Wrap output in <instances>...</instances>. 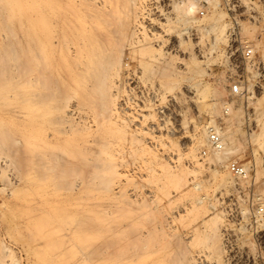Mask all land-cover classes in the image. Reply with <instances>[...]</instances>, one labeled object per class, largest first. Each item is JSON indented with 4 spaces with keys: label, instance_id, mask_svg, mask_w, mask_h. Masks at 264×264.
Instances as JSON below:
<instances>
[{
    "label": "rangeland",
    "instance_id": "rangeland-1",
    "mask_svg": "<svg viewBox=\"0 0 264 264\" xmlns=\"http://www.w3.org/2000/svg\"><path fill=\"white\" fill-rule=\"evenodd\" d=\"M189 1L191 18L180 12ZM74 2L72 24L104 47L103 101L86 93L91 75L74 74L68 14L51 18L40 57L36 0H0V264H264V0H210L203 15L196 0ZM240 39L253 62L234 63ZM207 125L224 151L209 147Z\"/></svg>",
    "mask_w": 264,
    "mask_h": 264
},
{
    "label": "bare ground",
    "instance_id": "bare-ground-1",
    "mask_svg": "<svg viewBox=\"0 0 264 264\" xmlns=\"http://www.w3.org/2000/svg\"><path fill=\"white\" fill-rule=\"evenodd\" d=\"M5 1H7V0H5ZM18 1V0H17ZM69 1H71V0H67L64 4H61V3H59L58 1H56V0H36V13H35V17H36V21H35V24L33 23V25H35V32H33V34H35V40H36V42H37V45L39 46V55H40V57H45L48 53H49V51H50V49L49 48H46L45 47V45H46V43H47V39H48V35H49V33L51 32V18H53V17H56V15H57V13H61V12H64L63 14H68V20H66V18H65V20H64V22L66 23V24H64V27H65V25H66V27L68 28V30H70L71 29V31L72 30H74V33H73V31H72V34H71V32L70 31H68V35H69V37L71 36V35H73L74 34V36L72 37H70V38H68V40L70 39L71 40V38H72V41H71V43H72V45H74V46H72L74 49H73V51L71 50H69L70 52L69 53H73L72 54V56L71 55H69V56H71L70 57V59L71 60H75V62H72L71 60H70V63L71 64H75L76 62H77V60H78V62H80V63H77L78 65H80L81 63L83 64V68L82 69H79L82 73H80V71H79V73H75L74 72V74H76V76L79 74V77L81 78H88V76L87 75H91L90 76V78L91 77H93V82L91 83V81H89L90 82V86H88L89 87V90H91L92 88L93 89H95L94 91H96V90H98V88H99V92H97V93H99L98 95H100V92H101V90H100V88H101V86H102V88H104L105 89V87H104V85L102 84V83H104L105 81H103V77H104V75H103V73L105 72L106 73V69H108V68H106L107 67V64H104V61H103V57L105 56V51L103 50L104 49V47H103V45H102V42H101V47H103V49H101V47H99L100 46V43H98L97 44V46H96V43H95V41L96 40H98L99 39V37H97L98 39H96V38H94L93 39V37H91L92 36V34H93V32L90 34L89 33V30L87 31V29H86V26H81V25H78V24H72V22L73 21H75V23H79L80 24V21H81V19H82V17H81V19H80V17H79V11H77V10H75L73 7L75 6V4H74V6L72 7H69ZM80 1H83V0H80ZM85 1V0H84ZM113 1V0H112ZM131 1V0H130ZM73 2H74V0H73ZM211 2H212V5H213V7L215 8V7H217V4H218V0H211ZM5 4H6V2H4ZM75 3V2H74ZM79 3V2H78ZM90 3H91V1H90ZM113 3V2H112ZM123 3H124V1H123ZM80 4V3H79ZM85 4V3H84ZM89 4V3H88ZM94 4V3H93ZM71 5H73V4H71ZM85 5H87V4H85ZM95 5V4H94ZM94 5H92V6H94ZM113 5H114V3H113ZM128 5V4H127ZM127 5H126V7H127ZM16 6V5H15ZM91 6V5H90ZM91 6V7H92ZM103 6V5H102ZM125 6V5H124ZM10 7V6H9ZM20 7V6H19ZM68 7L71 9V10H68ZM76 7V6H75ZM95 8V10L97 9V7H98V5H95L94 6ZM196 4L194 3V2H192V1H189V2H187V3H185V4H183V5H181V7H180V12H181V14L183 15V16H186V17H188V18H191V17H193V14H194V12H195V10H196ZM22 8V7H21ZM43 8L44 9H47V12H46V10H45V12L43 11ZM86 7H84V9H85ZM100 8V7H99ZM121 8V7H120ZM93 9V10H94ZM101 9V8H100ZM22 10V9H21ZM81 12H82V10L81 9H79ZM124 10V9H123ZM129 10V9H128ZM97 11H98V14H99V9H97ZM97 11H95V12H97ZM35 12V11H34ZM85 12V11H84ZM94 12V13H95ZM103 12H104V10H103ZM83 13V12H82ZM94 13L92 14V15H94ZM102 13V12H101ZM109 13V12H108ZM90 14V13H89ZM95 14H97V13H95ZM97 14V16H95V18L97 19V18H99L100 17V15H98ZM81 16H84V14H80ZM92 15H91V17H92ZM105 15V14H104ZM103 15V16H104ZM111 15V14H110ZM118 15V14H117ZM59 16V15H58ZM90 16V15H89ZM94 16L92 17L93 19H95L94 18ZM59 18V17H58ZM91 18V19H92ZM111 18V17H110ZM113 18V17H112ZM128 18V17H127ZM60 19V18H59ZM84 19V18H83ZM91 20V26L92 27H95V28H98V31H100L101 30V28L100 27H102V26H100L101 25V22H99V20L100 19H103V18H99V20L97 19H95V20ZM193 19V18H192ZM106 20V19H105ZM113 20V19H112ZM111 20V21H112ZM115 20V19H114ZM125 20V19H124ZM123 20V21H124ZM129 20V19H128ZM219 19H215V20H213L210 24H209V27H210V29H211V31L213 32V31H215L214 33H213V35L215 34V36H213L215 39H220V38H223L224 37V25L225 24H220L219 23V21H218ZM67 21V22H66ZM88 21H90L89 19H88ZM101 21V20H100ZM110 21V22H111ZM122 21V20H121ZM125 21H127V20H125ZM124 21V22H125ZM53 22V21H52ZM82 22H86V20L85 21H82ZM112 22H114V21H112ZM89 23V22H88ZM88 23H84V25L85 24H88ZM100 23V24H99ZM115 23V22H114ZM128 23H129V21H128ZM113 24V23H112ZM112 24H111V26H112ZM124 24V23H123ZM70 25V26H69ZM73 25H75V27L73 26ZM78 25V26H77ZM106 25V24H105ZM120 25V24H119ZM77 26V27H76ZM100 26V27H99ZM127 26V25H126ZM64 28L63 30H65V29H67V28ZM70 27H73V29L72 28H70ZM87 27H89V24L87 25ZM115 27V26H114ZM100 28V29H99ZM122 28V27H121ZM126 28V27H125ZM89 29H90V27H89ZM209 29V30H210ZM93 30H94V28H93ZM108 30V29H107ZM126 30V29H125ZM97 30L95 29V32H96ZM120 31V30H119ZM69 32H70V34H69ZM88 32V33H87ZM121 32V31H120ZM65 32L63 33V34H61L62 35V39L64 40L65 39ZM87 34H89V35H87ZM96 33H94V35H95ZM108 34V33H107ZM91 35V36H90ZM98 35H99V33H98ZM98 35H96V36H98ZM100 35H101V32H100ZM99 35V36H100ZM102 35H104V34H102ZM126 34H124V36H125ZM106 36V35H105ZM75 37V39H74V41L76 42V43H74L73 42V38ZM105 38V37H104ZM112 38V37H111ZM110 38V39H111ZM114 38V37H113ZM96 39V40H95ZM100 39H102V38H100ZM116 39V38H115ZM114 39V40H115ZM62 40V41H63ZM95 40V41H94ZM108 41V40H107ZM69 42V41H68ZM98 42H100V41H98ZM106 42V41H105ZM105 42H103V43H105ZM74 43V44H73ZM111 43V42H110ZM106 44H108V43H106ZM116 44V43H115ZM69 45V44H68ZM70 46V45H69ZM105 46V45H104ZM143 46V45H142ZM264 46V45H263ZM100 48V49H99ZM110 48V47H109ZM116 48V47H115ZM262 48V52H263V54H264V47H261ZM104 52H103V51ZM117 50V49H116ZM121 50V49H120ZM131 50V49H130ZM100 51H102V52H100ZM111 52H113V54H114V51H110V53ZM122 53V52H121ZM129 53V52H128ZM103 54H104V56H103ZM116 55V54H115ZM67 58V56L64 54V53H61V60L62 61H64V59H66ZM107 58V55H106V57L104 58L105 60H109L108 58ZM121 58V57H120ZM119 60V59H118ZM111 61V60H110ZM114 61V60H113ZM109 62V61H108ZM76 64V65H77ZM111 64V62H109V65ZM112 64H113V62H112ZM75 66V69L77 70V68L76 67H79V66ZM108 65V66H109ZM72 66V65H71ZM104 66H106V67H104ZM119 66V65H118ZM70 67V66H69ZM67 65H64L63 67H62V71L63 72H65L66 74H68V72L69 71H71L72 72V70H70V68H69ZM81 67V66H80ZM110 67H111V65H110ZM117 67V66H116ZM73 68H74V66H73ZM104 68H105V71H103L104 70ZM68 69H69V71H68ZM75 71V70H74ZM71 72H69V75H71V76H74L73 75V73L72 74H70ZM77 72V71H76ZM104 73V74H105ZM102 75V76H101ZM87 76V77H86ZM78 77V79H80ZM71 79V80H70ZM77 79V80H78ZM68 80L69 81H71V82H73L72 83V86H73V88L75 87V88H77L78 86L77 85H75V84H77V82H75V80H76V77H70V78H68ZM76 80V81H77ZM81 80H83V79H81ZM105 80H106V78H105ZM78 81H80V80H78ZM74 82H75V84H74ZM81 82V81H80ZM79 82V83H80ZM102 82V83H101ZM70 82H68V86L69 85H71V84H69ZM75 86H74V85ZM81 84V83H80ZM107 85V84H106ZM118 85V84H117ZM80 87V86H79ZM101 88V89H102ZM116 88V87H115ZM87 89V88H86ZM93 89L91 90V92H86L87 94H88V96H90V95H92L91 93H92V91H93ZM104 89H102V91H104ZM170 89H171V87H170ZM93 91V92H94ZM106 92H107V90H106ZM81 93H84V92H81ZM85 94V93H84ZM104 94V93H103ZM82 95V94H81ZM86 95V94H85ZM102 96V92H101V95L99 96L100 98H102V101H103V98L104 97H101ZM99 98V99H100ZM99 101V100H98ZM101 101V100H100ZM99 101V102H100ZM101 101V102H102ZM111 102V101H110ZM104 103V102H103ZM102 104V103H101ZM106 104H108L107 103V101H106ZM103 105V104H102ZM76 106V105H75ZM105 106V105H104ZM107 107H110V106H107ZM103 108V107H102ZM101 110H103V109H101ZM110 110V109H109ZM108 110V111H109ZM106 112H107V110H106ZM73 113V112H72ZM94 113H96V112H94ZM104 115V114H103ZM109 115V114H108ZM105 116V115H104ZM107 116V115H106ZM105 116V117H106ZM96 117V116H95ZM79 119V118H78ZM104 119V118H103ZM106 119H108V118H106ZM92 123V122H91ZM95 124H96V122H95ZM99 124V123H98ZM70 125V124H69ZM76 125V124H75ZM109 125V124H108ZM260 125H261V127H260V131H259V139H258V146H260V148H263L264 149V122H262V123H260ZM83 126V125H82ZM88 126V125H87ZM90 126V125H89ZM83 127H86V126H83ZM104 127V126H103ZM87 128V127H86ZM217 129V128H216ZM69 130V129H68ZM85 130V129H84ZM203 130V129H202ZM218 130V129H217ZM98 131V130H97ZM69 132V131H68ZM103 133V132H102ZM105 133V132H104ZM88 134V133H87ZM111 134V133H110ZM69 135V134H68ZM100 135V134H99ZM96 137H98V136H96ZM230 138V137H229ZM88 140V139H87ZM97 140V139H96ZM98 140H100L99 138H98ZM71 141V140H70ZM80 142V141H79ZM92 142V141H91ZM93 142H94V140H93ZM106 142H108V141H106ZM95 143H97V142H95ZM109 143V142H108ZM232 144V143H231ZM69 145V144H68ZM77 146V145H76ZM231 146V145H230ZM101 147V146H100ZM78 149H79V147H77ZM101 148H104V147H101ZM227 148V150H226V152H224L225 153V155H227L226 153H230V152H232V150H233V148H230L229 147V145H228V147H226ZM72 149V148H71ZM76 149V148H75ZM104 149H106L107 150V148H104ZM69 150V149H68ZM81 150V149H80ZM109 150V149H108ZM77 151H79V150H74V152H73V150L72 151H70V153L73 155V153H76ZM224 151V150H223ZM227 157V156H226ZM212 179H213V182H216L215 184H217V185H222V186H224V187H228V186H230V184H232V181L231 180H229V178H228V176H226V175H221V176H217L216 174L214 175L213 174V177H212ZM211 179V180H212ZM218 186V187H219ZM223 187V188H224ZM227 189V188H226ZM194 263V262H193Z\"/></svg>",
    "mask_w": 264,
    "mask_h": 264
},
{
    "label": "built area",
    "instance_id": "built-area-1",
    "mask_svg": "<svg viewBox=\"0 0 264 264\" xmlns=\"http://www.w3.org/2000/svg\"><path fill=\"white\" fill-rule=\"evenodd\" d=\"M198 2V13L203 15L205 7L210 0H196ZM236 42V41H235ZM233 45V43H232ZM230 45V49L232 47ZM232 59L236 65L240 63L253 62V48L247 40L240 39L234 49L230 50ZM230 91L233 94H238L241 91V82L239 80H233L230 85ZM207 141L209 147L214 151H222L224 149V141L220 132L212 125L206 126ZM206 151L203 150V153ZM227 167L235 177H245L247 175V167L237 162L236 160H229Z\"/></svg>",
    "mask_w": 264,
    "mask_h": 264
}]
</instances>
